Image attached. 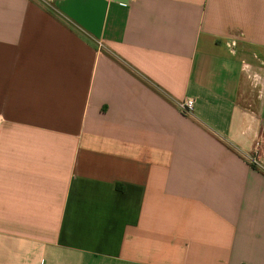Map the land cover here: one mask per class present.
<instances>
[{"label": "crops", "instance_id": "obj_1", "mask_svg": "<svg viewBox=\"0 0 264 264\" xmlns=\"http://www.w3.org/2000/svg\"><path fill=\"white\" fill-rule=\"evenodd\" d=\"M0 264H264V0H0Z\"/></svg>", "mask_w": 264, "mask_h": 264}, {"label": "built area", "instance_id": "obj_2", "mask_svg": "<svg viewBox=\"0 0 264 264\" xmlns=\"http://www.w3.org/2000/svg\"><path fill=\"white\" fill-rule=\"evenodd\" d=\"M177 105L182 113L192 114L195 108V99L192 97H186L182 100L177 101ZM249 158L253 163H257V159L255 158V156L250 155Z\"/></svg>", "mask_w": 264, "mask_h": 264}]
</instances>
